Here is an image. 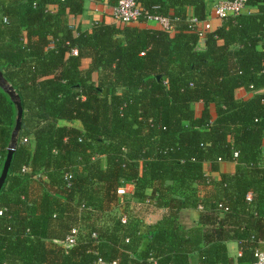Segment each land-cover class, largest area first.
Returning a JSON list of instances; mask_svg holds the SVG:
<instances>
[{"label": "trees", "instance_id": "trees-1", "mask_svg": "<svg viewBox=\"0 0 264 264\" xmlns=\"http://www.w3.org/2000/svg\"><path fill=\"white\" fill-rule=\"evenodd\" d=\"M138 1L174 34L75 27L85 0H0V67L23 106L0 192V264H252L263 248L264 0L222 19L204 49L189 18L206 19L207 0ZM17 116L0 86V175ZM183 209L199 210L192 225Z\"/></svg>", "mask_w": 264, "mask_h": 264}, {"label": "built area", "instance_id": "built-area-1", "mask_svg": "<svg viewBox=\"0 0 264 264\" xmlns=\"http://www.w3.org/2000/svg\"><path fill=\"white\" fill-rule=\"evenodd\" d=\"M247 0H218L214 5L215 15L224 19L230 15H238L242 12L248 11ZM113 18L121 24H132L141 22H155L161 28L172 32L174 25L170 18L162 15L152 14L145 7H143L138 0H118V3L113 7ZM7 21V18H4ZM191 27L196 31L201 38H204L208 31L213 29V22L208 17L206 19H199L196 16L189 18ZM74 54H78L77 49L73 50ZM23 170H30L25 166ZM124 188L120 187L118 190L119 196L123 197L125 192ZM2 213V211H0ZM122 221H127V216L122 215ZM79 234V226H75L70 230V233L64 240L59 241L66 249L71 248L77 243ZM264 245V240L262 241ZM256 259L252 264H264V246L257 248L255 251ZM96 264H118L117 261L106 262L103 258H99Z\"/></svg>", "mask_w": 264, "mask_h": 264}, {"label": "crops", "instance_id": "crops-1", "mask_svg": "<svg viewBox=\"0 0 264 264\" xmlns=\"http://www.w3.org/2000/svg\"><path fill=\"white\" fill-rule=\"evenodd\" d=\"M218 0H207V10H208V18L212 20L213 22V28H217L221 22L222 19L215 17L214 16V5ZM113 5H109L107 1L100 2V1H93V0H85V6H84V11L82 14L78 15H72L70 17L72 23L75 25V27H81L82 29H91L92 25L94 24L95 21H101L105 20L109 23H114L116 25H123L119 22H117L113 18ZM192 15V14H191ZM129 25H135V26H140V27H155V28H161L160 25H158L155 22H141V23H132ZM171 34H174V31L171 32ZM205 39L201 38L199 43H198V48L199 49H204L205 48ZM90 63V59H84V65H88ZM264 92V88L261 90ZM253 94L251 91H247L244 88H239L237 90V95L239 97L243 98H248ZM202 103H198L197 108L198 111H201ZM208 170V169H207ZM221 170L226 171V172H234L235 171V163L234 162H229V161H224L221 163ZM209 174H212L216 178H219V172H210L208 170ZM181 218L185 223L192 225L193 221H195L198 216H199V210H194V209H183L180 212ZM155 215V216H154ZM154 216V217H153ZM160 215L158 213H153L150 217H148L149 221H153L157 219ZM228 246V251L230 255L237 257L240 255V250L238 248V244L236 241H229L227 243Z\"/></svg>", "mask_w": 264, "mask_h": 264}, {"label": "water", "instance_id": "water-1", "mask_svg": "<svg viewBox=\"0 0 264 264\" xmlns=\"http://www.w3.org/2000/svg\"><path fill=\"white\" fill-rule=\"evenodd\" d=\"M0 86L10 95V97L18 107L16 126L12 132L11 143L8 147V155L0 175V192H1L2 186L8 177L12 158L17 147L18 136L22 127L23 106L20 95L16 91L15 87L8 81L1 67H0Z\"/></svg>", "mask_w": 264, "mask_h": 264}, {"label": "rangeland", "instance_id": "rangeland-1", "mask_svg": "<svg viewBox=\"0 0 264 264\" xmlns=\"http://www.w3.org/2000/svg\"><path fill=\"white\" fill-rule=\"evenodd\" d=\"M214 13H215V12H214ZM214 16L217 17L215 14H214ZM86 66H87V65H85V67H86ZM122 188H124V191H123V192H125V194L132 192L133 189H134L133 185H131V184H127V185L123 186ZM125 194H124V195H125ZM143 208H144V207L140 208V210L143 211V210H144ZM136 210H139V209H136ZM119 211H120V210H119ZM119 211H118L117 214H120V213H121V212L119 213ZM154 216H155V215H154ZM154 216H153V217H154Z\"/></svg>", "mask_w": 264, "mask_h": 264}]
</instances>
